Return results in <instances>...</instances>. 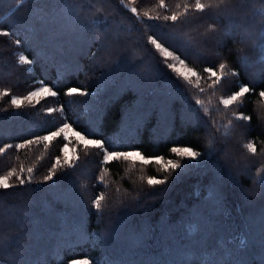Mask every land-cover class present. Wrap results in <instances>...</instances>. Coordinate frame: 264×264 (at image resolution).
Here are the masks:
<instances>
[{
	"label": "trees",
	"instance_id": "16d2710c",
	"mask_svg": "<svg viewBox=\"0 0 264 264\" xmlns=\"http://www.w3.org/2000/svg\"><path fill=\"white\" fill-rule=\"evenodd\" d=\"M159 4L0 0V32L9 33L0 35V176L17 170L12 186L0 188V264H264V0L203 12L195 0ZM174 13L176 21L164 19ZM149 37L198 76L185 80L169 68ZM220 63L227 76L213 89L203 69L216 65L220 75ZM243 85L254 91L225 107L222 98ZM41 86L58 94L11 103ZM69 87L84 94L66 95ZM64 123L109 151L163 160L102 163L103 149L72 136L47 147L35 139ZM170 160L182 167L172 170ZM149 177L166 182L149 185Z\"/></svg>",
	"mask_w": 264,
	"mask_h": 264
},
{
	"label": "snow or ice",
	"instance_id": "6c2138e0",
	"mask_svg": "<svg viewBox=\"0 0 264 264\" xmlns=\"http://www.w3.org/2000/svg\"><path fill=\"white\" fill-rule=\"evenodd\" d=\"M121 2L123 3V0H121ZM227 3V0H209V2L207 4L205 3H201V0H195V4H194V8L197 11L203 12L206 8H214V9H219L222 6H224ZM160 7H164V0H160ZM177 8L180 7L179 4H177L176 6ZM188 4L184 5L185 11L188 10ZM131 11L133 13L137 12V9L135 7L131 8ZM145 15H147V13H145ZM180 14L179 13H174L171 16H165L164 19L165 20H172V21H176L178 19V16ZM212 26H210L211 28ZM0 35H9L8 32H0ZM149 41L155 45V47L164 55L165 59H171L173 61V63L168 64L167 66L175 71H177L185 80H188L189 76H198V74L193 70V69H184V68H180L177 67V62L180 66L185 65V60L181 59L178 56H175L173 54V52L169 51L167 48L163 47L160 43L157 42V40L153 37H149ZM17 44H19V40L16 41ZM20 61L24 62V63H31V61L27 60L25 57L21 56ZM225 64L224 63H220L218 65L219 70L221 71V74L218 75L217 74V66L213 65L210 67H206L203 69V71L205 73H208V80H211V84L209 85V87H212L213 89H215V86L220 84L222 79H224L227 76V73H225L223 70L225 69ZM233 75H235V73H233ZM41 84L43 85V82L41 81ZM201 92L204 91V89H200ZM254 91V86L253 87H249L247 85H243L240 86L239 89L237 91H235L234 93H231L230 95H228L226 98H222L221 103L227 107L233 104L234 101H237L239 99H241L242 97L245 96V94L250 93ZM58 93L56 91H52L49 87L47 86H41L39 87L37 90L35 91H31L29 92V94L26 97L23 98H17L15 96H13L11 98V103L16 106V107H20L22 100H28V101H32L34 98H38L41 95L44 96H56ZM73 94H84L81 92L79 87H69L67 88L66 91V95H73ZM2 95H8L7 91H4L2 93ZM259 97L264 98V90L260 91L258 93ZM37 103H39V99L36 100ZM196 103L198 105H201L203 107V111L205 113L209 112V108L207 106H204V101L197 99ZM60 111H63V109H59ZM46 111L48 113H52L53 111H56V109H52V108H47ZM233 115H235V113H233ZM237 119H243V120H249L250 117L245 116L243 114H240L239 116L236 117ZM215 123V122H214ZM232 124V121L229 120L227 125H223V127L225 128V135H228V131L230 129V126ZM71 131L72 135L75 137L76 141L82 145L85 146V148L91 146V147H95V148H100L104 150V158L102 163H108L109 161L112 160H119L121 158H123L124 160H139L141 162H143L144 164H149L152 162H156V163H160L163 160V157H145L143 156L139 151H129V152H115V151H109L106 147H105V143L103 141L97 140V139H91L89 138V136L91 134H82V132L80 131H75L74 129H72V126L68 123H64L61 127L57 128V130L55 131H50L47 135L42 136V137H36L35 139L37 141H45L48 142L47 144H45V147L48 146V144H50L54 139L60 137L63 134L64 140L68 141L69 140V136H68V132ZM34 141L33 140H28L25 143L27 144H32ZM25 145L24 144H17L15 145V147L17 149L23 148ZM8 148H11V145L7 146ZM244 147H246L249 151L255 153L257 151L256 146L253 142L249 141L247 144L244 145ZM5 149L4 148H0V153L4 152ZM68 152H69V144L65 143L63 145V147L61 148V153L63 154V159L64 162L66 164H69L71 166V159L68 156ZM171 152L177 154L180 157H185V158H189V159H196L198 156H200L199 152H195L192 150L191 147H173L171 148ZM77 159H79V157L77 156ZM61 162V157L57 156L55 163L53 164L52 168L49 170V175L45 176V180H50L52 179V175L54 173V170L56 168L57 165H59ZM168 164L170 165V168L172 170L177 169L182 167L181 164L179 163H174L171 160L168 161ZM168 168H165L164 171H168ZM16 169L12 168L11 170H9L7 172L6 175H2L0 176V188H4L7 189L9 187H11L12 185L9 184V179L16 175ZM21 173L24 171L23 168L20 169ZM28 173H31L33 171L32 168H28L27 169ZM106 170H105V175H106ZM19 179V183L23 184L25 181L24 179L17 177ZM103 175L100 177L101 180H103ZM166 181L165 179H158L155 177H149L147 180V183L149 185H160V184H164ZM104 199V196L101 195L99 197H97L94 200V204L97 208L100 207V201ZM70 264H88L87 261H78V260H73L70 262Z\"/></svg>",
	"mask_w": 264,
	"mask_h": 264
},
{
	"label": "rangeland",
	"instance_id": "374dc122",
	"mask_svg": "<svg viewBox=\"0 0 264 264\" xmlns=\"http://www.w3.org/2000/svg\"><path fill=\"white\" fill-rule=\"evenodd\" d=\"M177 67L183 68V67H181L178 63H177ZM184 69H185V68H184ZM188 78H189V77H188ZM42 96H44V95H41V97H42ZM68 136H69V137H70V136L73 137V140L75 141V144L78 143V142L76 141L75 137L72 135V132H71V131L68 132Z\"/></svg>",
	"mask_w": 264,
	"mask_h": 264
}]
</instances>
